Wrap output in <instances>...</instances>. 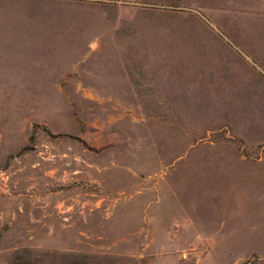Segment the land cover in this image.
<instances>
[{
  "label": "rangeland",
  "instance_id": "374dc122",
  "mask_svg": "<svg viewBox=\"0 0 264 264\" xmlns=\"http://www.w3.org/2000/svg\"><path fill=\"white\" fill-rule=\"evenodd\" d=\"M0 264H264V0H0Z\"/></svg>",
  "mask_w": 264,
  "mask_h": 264
}]
</instances>
